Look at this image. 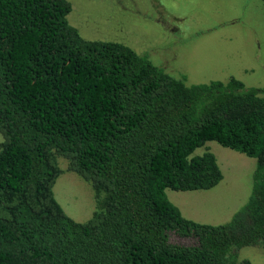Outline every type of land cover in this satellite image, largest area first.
Instances as JSON below:
<instances>
[{
  "label": "trees",
  "instance_id": "16d2710c",
  "mask_svg": "<svg viewBox=\"0 0 264 264\" xmlns=\"http://www.w3.org/2000/svg\"><path fill=\"white\" fill-rule=\"evenodd\" d=\"M69 0H0V264H252L264 250V90L184 83L118 41L88 40ZM207 141L255 158L245 203L222 223L184 217L166 189L222 179ZM93 190L91 217L52 187ZM170 233L192 240L170 241Z\"/></svg>",
  "mask_w": 264,
  "mask_h": 264
},
{
  "label": "rangeland",
  "instance_id": "374dc122",
  "mask_svg": "<svg viewBox=\"0 0 264 264\" xmlns=\"http://www.w3.org/2000/svg\"><path fill=\"white\" fill-rule=\"evenodd\" d=\"M69 24L88 40L118 41L187 85L230 76L264 90V0H69ZM1 141V136H0ZM210 150L222 171L211 189H166L169 200L188 219L218 224L247 200L255 158L207 141L195 150ZM62 173L52 190L67 215L78 222L91 217L93 190L78 174ZM170 241L192 240L170 233ZM240 258L264 264V250L244 246Z\"/></svg>",
  "mask_w": 264,
  "mask_h": 264
}]
</instances>
